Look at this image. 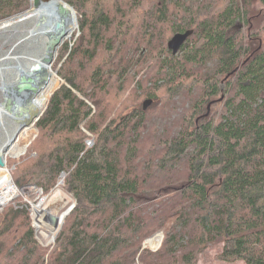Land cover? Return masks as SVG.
Instances as JSON below:
<instances>
[{"label":"trees","instance_id":"trees-1","mask_svg":"<svg viewBox=\"0 0 264 264\" xmlns=\"http://www.w3.org/2000/svg\"><path fill=\"white\" fill-rule=\"evenodd\" d=\"M61 1L79 25L57 55L67 85L50 99L54 79L35 103L36 121L48 107L13 179L49 194L66 172L76 206L49 250L22 198L8 205L0 264H199L210 246L219 261L264 264V0ZM32 4L0 0V21ZM187 31L174 55L169 41ZM157 231L160 250L142 251Z\"/></svg>","mask_w":264,"mask_h":264},{"label":"bare ground","instance_id":"bare-ground-1","mask_svg":"<svg viewBox=\"0 0 264 264\" xmlns=\"http://www.w3.org/2000/svg\"><path fill=\"white\" fill-rule=\"evenodd\" d=\"M63 11L61 0H33L32 7L25 14L0 24L1 31L29 23L30 28L24 36L26 41L31 42L17 56L1 60L5 77L0 88L5 95L3 103H0V130L5 136L0 144L2 159L9 151L21 153L29 143L26 136L36 122L34 103L56 77L50 65L66 37ZM21 130L23 134L18 138ZM11 184L9 179L0 187L1 204L12 200L14 193ZM44 210L42 204L35 208L39 215V231L44 240L51 242L57 231V223H60V212L51 207L42 212ZM149 244L155 246L156 241L151 240Z\"/></svg>","mask_w":264,"mask_h":264},{"label":"rangeland","instance_id":"rangeland-1","mask_svg":"<svg viewBox=\"0 0 264 264\" xmlns=\"http://www.w3.org/2000/svg\"><path fill=\"white\" fill-rule=\"evenodd\" d=\"M33 1V0H32ZM32 7V6H31ZM70 7V6H69ZM71 8V7H70ZM260 7L257 6L256 9H254L252 12L254 13V17H253V21L261 24L262 23V17L261 18H257L258 15L255 16L256 12H257V9H259ZM72 9V8H71ZM72 11L74 12V10L72 9ZM64 13H65V5H64V11H63V17H64ZM19 16V15H18ZM17 16V17H18ZM16 17V16H15ZM14 17V18H15ZM20 17V16H19ZM12 18V19H14ZM78 16L76 15V12H74V18L72 20V24L74 26V32L71 36V38L65 42H63L59 48H58V52L56 53L55 57L52 60V63H51V68H52V71L56 74L55 76V80L59 78L60 80V87H62L63 85H67L65 80L62 79L59 75H58V69H60L61 67V63H58L59 59H58V56H59V53H61V51L63 50V48H61L66 42L67 43H72L73 42V39H77L78 35H79V25H78ZM9 20V19H8ZM263 24H261L262 26ZM30 28V24L29 23H26V24H21L19 26H16V27H12V28H9V29H6V30H2L0 31V60L3 58V57H9V56H17L19 54V52L21 53L24 49L28 48V46H30V43L29 41H26V37L24 36L25 33L29 30ZM66 32V30H65ZM67 38V36L65 37V39ZM263 41H264V34H263ZM72 45V44H71ZM60 51V52H59ZM58 55V56H57ZM54 66V67H53ZM57 66V68H56ZM56 69V70H55ZM201 72L205 73L204 70H201ZM3 78L4 77V73H3ZM4 80V79H3ZM2 80V81H3ZM54 81V80H53ZM55 82V81H54ZM53 83V82H52ZM54 86V83L52 86H50L49 88L52 89ZM59 87V88H60ZM49 88L46 90L48 91ZM58 88V89H59ZM57 89V90H58ZM1 90V89H0ZM56 90V91H57ZM45 91V92H46ZM55 91V92H56ZM45 92L43 93V95L45 94ZM54 92V93H55ZM53 93V94H54ZM41 95V97L43 96ZM131 96L133 95V92L130 91L128 94H126V96ZM5 96V95H4ZM2 94H0V100H2L0 103H3L5 97H4ZM80 97H82L81 95H79ZM125 96V97H126ZM40 97V98H41ZM52 97V96H51ZM186 95H182V96H179L177 97L174 102H173V108H179V112L182 111V107H187V103H189V101L185 98ZM51 99V98H50ZM40 100V99H39ZM39 100H37L35 103H37ZM50 102V101H49ZM89 102V101H87ZM144 102V101H143ZM35 103H34V106H35ZM94 109L95 107L89 103ZM41 105L43 106L42 102H41ZM141 105H142V102H141ZM44 107V106H43ZM46 109V107H44ZM34 110H35V107H34ZM36 113V111H35ZM37 117V115H36ZM36 117H35V121H36ZM42 117V116H41ZM177 118H180V117H177ZM177 118H173V119H177ZM37 122V121H36ZM36 123H33L32 127H31V130L29 131L28 135L26 136V138H28V145L24 148V150L21 152V153H16L14 151H9V152H6L5 154V157L3 160H6L7 158V166H4V167H0V187L2 185H4L9 179L13 182V185H15L17 187V193H16V196H14V198H12V200H14L13 202L9 203V205H13L15 207H20V203L18 202L19 198L21 197L22 198V205L24 208H26L29 213H30V220H31V226L33 227L34 231H35V236L39 242V244L43 241L42 240V235L40 234V232H37L36 230V225H35V221L32 219V215H31V211L29 210V207L31 209V207H37L39 205H43V208H45L44 211L42 212H46L50 207L53 209V210H56L57 208V212H60L59 213V218H60V223H57V230H58V227H60L61 225L63 226L64 225V222H65V219L66 217H68L69 215V211H70V208L73 207L74 205V208L76 206V201L75 199L73 198V196H71L66 190H65V184L61 185L60 187H58L56 189L53 188L49 194H46L44 192V189L43 188H40L38 186H35V185H32V184H28V185H25V186H22V187H19L15 182H14V179H13V172L14 170L16 169V166H15V162H21L22 160H24L25 158L28 157V148L30 146L31 143L34 142V140L36 139V137L39 135V131L37 129V127L34 125ZM33 126L35 127L36 129V135L35 137L33 138L32 140V128ZM81 128L82 130H87L85 127H84V124L81 125ZM88 131V130H87ZM91 133V132H90ZM23 134V130H21V132L19 133V135L17 136L18 138L20 136H22ZM93 136L95 137V135L93 134ZM87 138V137H86ZM5 140V136L2 132V130H0V144L3 143V141ZM145 153H147V151H145ZM36 154L33 153L32 156H35ZM16 156V157H14ZM145 159H147V157H144ZM9 170V171H8ZM12 176V179L10 177V175ZM33 188V190H30L28 188ZM39 188L40 192H41V195L38 197L36 195V193L38 192L37 189L35 188ZM44 194V195H43ZM44 196V197H43ZM11 200V201H12ZM21 202V201H20ZM43 202V203H42ZM28 205V207H27ZM8 207V206H6ZM5 207V208H6ZM22 207V208H23ZM32 210V209H31ZM67 210H69L68 212H66ZM55 212V211H54ZM66 213L64 218L62 216V213ZM3 213V212H2ZM62 226L60 227L57 235H56V238H55V242L50 246V247H45V248H49V250H52L53 247L56 245L57 243V238H58V235L60 234L61 232V229H62ZM165 239V233L163 231H157L156 233H154L152 236L148 237L145 242L143 243V248H142V251L143 250H150L151 252L153 253H156L160 250L162 244H163V241ZM42 240V241H41ZM151 240H155L156 241V245H151L149 244V242ZM42 244V243H41ZM222 252V248L220 246H210L203 254V256L201 257V260L199 262V264H229V263H226V262H223V261H219L217 259V254L221 253ZM139 264V263H138ZM235 264H244L242 262H238V263H235Z\"/></svg>","mask_w":264,"mask_h":264},{"label":"built area","instance_id":"built-area-1","mask_svg":"<svg viewBox=\"0 0 264 264\" xmlns=\"http://www.w3.org/2000/svg\"><path fill=\"white\" fill-rule=\"evenodd\" d=\"M14 18V17H13ZM12 19V18H11ZM10 20V19H9ZM5 21H8V20H4V21H0V24L1 23H3V22H5ZM2 31V30H1ZM5 57H3L1 60H3ZM1 60H0V88H1V84H2V80L4 79L3 78V71L1 70V68H2V64H1ZM0 94H2L3 96H4V93L2 92V90H0ZM2 100H0V102H1ZM85 132H86V134H87V139H86V141H85V145H86V150H90V149H92L93 147H94V144H95V137L93 136V134L92 133H90V132H88L87 130H84ZM4 162H5V166H7V158H6V160H4ZM9 171V170H8ZM10 175V177H11V179H12V176H11V174H9ZM66 177H67V173L66 172H62L61 174H60V176H59V179H58V182H57V185H56V189L58 188V187H60L62 184L64 185L65 184V180H66ZM11 186H12V189H13V193H14V196H16V193H17V187L15 186V185H13V182H12V184H11ZM58 186V187H57ZM28 189H30V190H33V188H28ZM35 189H37V193H36V195L39 197L40 195H41V192H40V190H39V188H35ZM44 195V194H43ZM14 196H13V198H14ZM44 197V196H43ZM15 200V199H14ZM14 200H12V201H9L8 203H6V204H1L0 203V213H2V212H4V210H5V207L6 206H8L9 205V203H11V202H13ZM74 206V205H73ZM27 207H28V205H27ZM16 208H18V207H16ZM35 208L36 207H31V209H30V207H29V210L31 211V215H32V219L35 221V225H36V230H37V232H40L39 231V221H38V219H39V215H38V213L37 212H35ZM62 226V225H61ZM60 226V227H61ZM60 227H58V230L56 231V233H55V235L53 236V238H52V240H51V242H47L46 240H44L43 238H42V246H45V247H50L54 242H55V238H56V235H57V233H58V231H59V229H60Z\"/></svg>","mask_w":264,"mask_h":264},{"label":"water","instance_id":"water-1","mask_svg":"<svg viewBox=\"0 0 264 264\" xmlns=\"http://www.w3.org/2000/svg\"><path fill=\"white\" fill-rule=\"evenodd\" d=\"M63 2V1H61ZM64 5L66 6H69L67 3L63 2ZM71 7V6H70ZM72 8V7H71ZM73 9V8H72ZM74 10V9H73ZM75 12V10H74ZM192 35V31H187L185 33H177L175 34L172 39L169 41V44H168V47L169 49L173 52L174 55H177L180 51V49L182 48V46L184 45V43L188 40V38ZM60 87V85L58 86V88ZM57 88V89H58ZM56 89V90H57ZM55 90V91H56ZM54 91V92H55ZM53 92V93H54ZM53 93L51 94V96L53 95ZM50 96V98H51ZM50 101V99H49ZM49 104V102H48ZM153 104V100L151 99H147L143 102V109L146 111L149 109V107ZM48 107V105H47ZM47 107L46 109L44 110V112L47 110ZM209 111H210V106H209ZM44 112L37 118V121L41 118V116L44 114ZM0 166H5V162L4 160L0 157ZM74 209V206L70 208V213L72 212V210ZM69 213V214H70Z\"/></svg>","mask_w":264,"mask_h":264}]
</instances>
